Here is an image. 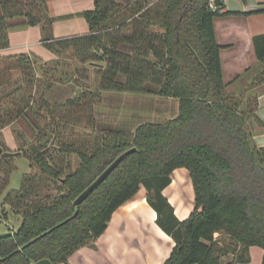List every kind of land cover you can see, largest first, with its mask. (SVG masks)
I'll use <instances>...</instances> for the list:
<instances>
[{
    "label": "trees",
    "instance_id": "trees-1",
    "mask_svg": "<svg viewBox=\"0 0 264 264\" xmlns=\"http://www.w3.org/2000/svg\"><path fill=\"white\" fill-rule=\"evenodd\" d=\"M47 1L0 0V49L9 44L8 30L20 23L12 20L20 18L23 25H41L42 44L55 55L46 62H54L51 70L61 79L79 72L78 67L68 72L58 60L65 50L82 63L104 64L95 65L94 89L57 101L37 88L33 60L43 59L0 54V147L9 151L1 129L11 126L17 150L35 169L1 200L0 219L16 216L18 225L0 236V264H35L43 258L66 263L105 230L113 211L141 185L157 224L175 241L162 264L245 263L252 245L263 249L264 264V146L256 145L248 120L264 122L255 114L256 93L248 92L243 101L246 90L226 91L213 23L240 12L223 10V0H215L216 9L209 0H94L92 9L79 13L88 33L55 38ZM252 44L260 68L251 83H264V33L254 35ZM102 91L171 97L178 101L177 113L133 130L113 126L95 132L94 105ZM38 118L44 120L40 127ZM18 120L32 131L29 141L14 128ZM83 123L88 130H72ZM49 134L56 145L47 144ZM126 150L131 151L75 205ZM9 160L0 155V197L13 169ZM177 167L187 168L194 190V208L184 220L162 192Z\"/></svg>",
    "mask_w": 264,
    "mask_h": 264
},
{
    "label": "crops",
    "instance_id": "crops-1",
    "mask_svg": "<svg viewBox=\"0 0 264 264\" xmlns=\"http://www.w3.org/2000/svg\"><path fill=\"white\" fill-rule=\"evenodd\" d=\"M93 7L94 0H48L49 15L55 17L52 36L88 33V23L79 13ZM223 10L240 12L213 20L216 40L222 45L219 54L223 81L228 83L226 91L238 94L246 90L241 96L243 101L248 92L256 93L255 114L264 122V83H251L252 76L260 68L252 37L264 33V0H223ZM67 15L69 17H64ZM22 21L20 18L12 20L20 23L8 30L9 44L0 49V54L33 53L44 61L53 59L55 55L42 44L44 30L41 25H23ZM237 75L240 77L231 82ZM248 123L256 145L264 146V126L253 118ZM1 133L7 147L15 149L18 146L11 126L2 128ZM170 177V183L162 192L175 216L184 220L194 208L190 174L187 168L177 167ZM156 216L147 201V190L141 185L131 198L113 211L107 227L93 242L73 251L66 263L57 264H162L175 241L157 224ZM248 255L249 261L236 264H261L263 249L249 246ZM231 258L229 254L223 260Z\"/></svg>",
    "mask_w": 264,
    "mask_h": 264
},
{
    "label": "rangeland",
    "instance_id": "rangeland-1",
    "mask_svg": "<svg viewBox=\"0 0 264 264\" xmlns=\"http://www.w3.org/2000/svg\"><path fill=\"white\" fill-rule=\"evenodd\" d=\"M58 60L66 63L64 66L67 68L65 69L68 72H72L74 67H78L79 72H72L73 74L69 73L67 80L64 78L61 79L59 74H56L51 70L52 64L50 63L54 62H46L38 59L33 60L35 68L34 75L38 83L37 88L39 91H43L44 89L48 90L50 100H64L76 90H91L97 86L99 75L95 72V68H97L95 65L98 66V64H104L102 63L103 61H95L94 65H90L88 62L82 63L74 56L72 50L63 51ZM11 74L18 77L19 71L12 70ZM95 92L98 91L95 90ZM94 107L96 109L95 118L97 120L94 130L95 132H98L101 129L113 126H123L127 129L133 130L138 124L145 121H161L170 118L177 113L176 107H178V104L174 98L161 97L156 94L102 91L100 92V96L96 98ZM36 121L39 127L44 124L43 119L38 118ZM14 128L21 131L25 140L29 141L31 139L32 131L27 129L22 121L18 120L15 123ZM84 129L88 130L84 123L72 127V130H75L74 132L79 133ZM48 136L50 137L47 144L49 146L56 145L54 135L49 134ZM17 147L15 149L8 148L9 151H18ZM11 159L12 160L7 161V164H12L13 169L9 174L7 186L0 197V204L6 191L18 189L23 175L35 170L29 166L28 159L21 153L11 157ZM74 159L75 158H73V160ZM4 164L5 163H2L1 166ZM73 166H76L75 160L73 161ZM1 217L3 219H0V231H7V228L14 229L18 225L16 216L13 217L12 215H8V217L5 218L1 215ZM255 247L259 249L261 248L257 245H255Z\"/></svg>",
    "mask_w": 264,
    "mask_h": 264
},
{
    "label": "water",
    "instance_id": "water-1",
    "mask_svg": "<svg viewBox=\"0 0 264 264\" xmlns=\"http://www.w3.org/2000/svg\"><path fill=\"white\" fill-rule=\"evenodd\" d=\"M131 150H126L117 156L102 172L97 176L85 190H83L74 200V204H78L89 192H91L104 178L105 176L112 170V168ZM19 151H3L0 147V155L2 157H13L19 154ZM10 231L0 232V236L9 235ZM35 264H52L50 260L43 258L38 260Z\"/></svg>",
    "mask_w": 264,
    "mask_h": 264
},
{
    "label": "built area",
    "instance_id": "built-area-1",
    "mask_svg": "<svg viewBox=\"0 0 264 264\" xmlns=\"http://www.w3.org/2000/svg\"><path fill=\"white\" fill-rule=\"evenodd\" d=\"M209 7L211 9H216L215 0H209Z\"/></svg>",
    "mask_w": 264,
    "mask_h": 264
}]
</instances>
